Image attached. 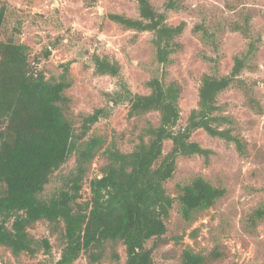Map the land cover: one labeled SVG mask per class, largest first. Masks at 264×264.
I'll list each match as a JSON object with an SVG mask.
<instances>
[{
    "label": "trees",
    "instance_id": "obj_1",
    "mask_svg": "<svg viewBox=\"0 0 264 264\" xmlns=\"http://www.w3.org/2000/svg\"><path fill=\"white\" fill-rule=\"evenodd\" d=\"M138 16L110 13L108 17L127 30L150 32L154 60L162 65L161 73L146 81L148 93H136L124 74L123 66L109 53L94 50L90 65L97 75L115 79L117 89L108 93L111 101L128 102L129 118H140L151 112L159 115L158 124L147 121L139 134V141L129 152L122 151L115 142L106 146L107 163L101 174L89 182L90 199L79 202L82 181L89 165L103 142L99 137H83L101 116V110L85 119L81 134L61 105L69 101L64 95L71 82L65 73L59 79H48L37 68L38 55H31L24 43L14 39H0V245L14 255L33 253L36 249L28 228L37 221L62 222L63 248L55 264H74L85 254L92 263L101 262L106 243L113 242L110 264H154L152 248L147 243L167 232L166 220L175 202L186 221L214 206L226 188L217 186L202 176L178 184L177 196H171L166 182L173 177L180 156L212 153L192 139L203 129L209 136L234 144L241 155L246 154V142L241 128L232 114L226 112L227 103L219 100L228 89H250L242 78L245 69L255 67L260 35L252 32L250 14H241V21L232 22L231 29L246 39L244 52L235 56L227 74L218 72L222 56L223 35L229 26L221 21L212 24L204 18L191 29L205 47L201 56L208 62L209 71L202 74L198 101L180 125L182 84L167 80V67L172 55L181 48L179 37L187 27L167 22V11L184 9L185 0H165L163 10L151 0H134ZM7 6L0 0V37L6 20ZM215 21V20H214ZM222 29V31H221ZM50 50L44 53L49 56ZM171 141L165 153L164 144ZM76 153V168L71 189H62L51 197L42 195L52 175ZM264 218V207L249 216V222ZM124 245L125 260L115 248ZM45 246L50 249L47 239ZM224 252L214 248L202 253L190 247L181 253L179 264H208L221 258Z\"/></svg>",
    "mask_w": 264,
    "mask_h": 264
},
{
    "label": "rangeland",
    "instance_id": "obj_2",
    "mask_svg": "<svg viewBox=\"0 0 264 264\" xmlns=\"http://www.w3.org/2000/svg\"><path fill=\"white\" fill-rule=\"evenodd\" d=\"M7 6L6 20L0 39H14L24 43L31 55L39 56L37 68L46 78L59 79L65 73L71 86L64 95L69 101L61 103L66 116L81 134L85 119L101 110L99 119L91 125L83 139L99 137L101 148L91 161L82 181L79 202L90 199V180L101 174L107 163L103 153L106 146L115 142L124 151H131L139 141V134L147 121L158 124L159 115L151 112L140 118H129V103L111 101L108 93L117 89L116 81L108 75H97L90 65L93 51L100 50L116 57L124 74L136 93H148L146 81L161 73L162 65L153 58L150 32L127 30L112 21L108 14L123 13L138 16L134 0H1ZM163 10L165 0H151ZM184 9L167 11V22L178 24L184 20L187 27L179 37L181 48L172 55L167 67V80L176 79L183 86L180 99L185 125L190 111L196 107L202 74L209 64L201 54L205 51L199 36L192 27L204 18L229 26L223 35L222 56L218 72L231 71L234 58L244 52L247 39L231 29L232 22L241 21V14H250L252 32L260 35L259 50L254 58L255 67L242 73L250 89L231 88L219 100L227 103L226 112L232 114L241 128L246 142V154L241 155L234 144L209 136L203 129L192 134V139L212 150L208 158L201 155L180 156L172 178L166 182L171 196H177L178 184L202 176L214 185L226 188L225 195L209 209L201 211L194 220L186 221L175 202L166 220L167 232L152 238L154 264H179L182 251L190 247L209 253L214 248L224 255L208 264H264V218L255 223L249 216L264 207V0H185ZM215 20V21H214ZM222 31V29H221ZM50 50L49 56L44 53ZM166 141L164 152L171 148ZM73 153L56 171L45 186L44 197H51L62 189H71V178L76 168ZM64 224L40 220L28 228L36 249L33 253L14 255L0 245V264H55L61 257ZM47 239L50 249L45 246ZM113 242L106 243L101 262H90L82 254L74 264H110ZM120 261L125 260L124 245L116 243Z\"/></svg>",
    "mask_w": 264,
    "mask_h": 264
}]
</instances>
